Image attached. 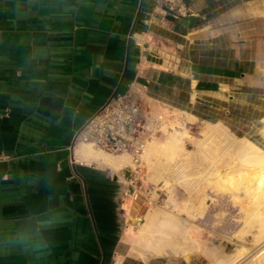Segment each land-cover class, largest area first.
Segmentation results:
<instances>
[{
  "label": "crops",
  "instance_id": "obj_1",
  "mask_svg": "<svg viewBox=\"0 0 264 264\" xmlns=\"http://www.w3.org/2000/svg\"><path fill=\"white\" fill-rule=\"evenodd\" d=\"M175 2L0 0V219L64 216L47 255L0 264H201L131 254L122 170L71 148L118 95L191 129L264 104V0Z\"/></svg>",
  "mask_w": 264,
  "mask_h": 264
},
{
  "label": "bare ground",
  "instance_id": "obj_2",
  "mask_svg": "<svg viewBox=\"0 0 264 264\" xmlns=\"http://www.w3.org/2000/svg\"><path fill=\"white\" fill-rule=\"evenodd\" d=\"M259 107H261L259 111L264 112V104ZM204 127H206L204 134L196 143L198 144V149L185 152L187 154H185L186 159L190 164L194 165V162L191 163V161L198 162V160H201L203 165L200 166V162L198 163L199 166L194 167L196 170L191 172L193 175L192 178L190 177L191 179L180 181L185 187L191 186L192 189H190L194 190L195 188L196 191V194L194 196L191 195V199L187 203L191 204L193 217L184 215L183 218L190 224L195 223L197 219L203 218L210 201L213 200L210 194L201 191V185L205 184L206 187L203 186L204 189L209 190V187L220 194L230 196L233 201L237 200L236 203H239L240 190H244L249 196V201L245 204L247 207L244 210L246 219L243 217L245 219L243 220V229L239 228V231H241L240 239L244 237L243 234L245 233H253L256 241L261 244L264 242V128L262 131L252 130L247 134H240V129H232L227 123L223 122H207ZM173 130L174 132H168L167 140L165 138L166 142H160L155 137L149 140L142 155L143 160L147 162L152 171L151 178L156 182H163V186L167 187L170 193L169 199L166 201L167 204L174 201V186L177 180L176 172L179 168V165L176 164L179 162L176 160L184 150L183 139L181 140L180 138V135L183 136L184 131L180 128H173ZM164 143H170L172 148L169 150L167 162L159 164L155 157L160 153V148H162ZM76 155L78 160H86V162L97 161L102 165L111 166L117 171L122 169L121 167L125 164H128V159L130 158L127 154L109 156L101 152H94L92 148L85 145L77 149ZM129 165L131 164L129 163ZM187 168L188 166L185 164L182 165V170ZM126 209L127 220H129L128 233H132L133 221L137 217L132 202L127 204ZM159 213L156 210H152L140 220V232L135 238L132 237L134 240L132 241L131 254L143 259H147L153 253L158 255L175 254L190 260L193 248L201 249L205 244L197 239V235L196 238L191 235V225L184 224L174 216ZM201 239L203 238L201 237ZM205 248L207 249V247ZM250 250V247L245 243L237 242V250L227 258L218 259L216 263L238 264V262L244 260L245 256L247 257ZM258 254L264 256V245L260 248ZM251 262L252 264L255 263L254 261Z\"/></svg>",
  "mask_w": 264,
  "mask_h": 264
},
{
  "label": "rangeland",
  "instance_id": "obj_3",
  "mask_svg": "<svg viewBox=\"0 0 264 264\" xmlns=\"http://www.w3.org/2000/svg\"><path fill=\"white\" fill-rule=\"evenodd\" d=\"M251 109L247 110L248 112H245L244 110L240 112V114L242 115H239L238 118H242V119H238L239 120L238 123H235V120L232 121V124H236L237 130L238 128H240V134H247L248 132H251L252 130L262 131V129L264 128V120H263L264 112L259 111L258 108L256 109L254 108L255 110L253 108ZM181 118L182 117H178V116H174L172 119L164 117L161 122L162 133L159 134V136H155V138H158L160 142H166L168 132L170 131L174 132L173 128H180L184 131L183 136L180 135V138L181 140L183 139L182 145L185 151L183 150L179 154L176 160L177 162H179V163H176L179 165V168L177 169V172H176L177 180H176V185L174 186V195H173L174 201L171 202L170 204H167L166 201L169 199V196H170L169 195L170 193L167 187L163 186L164 184L163 182H156L151 178L152 171L149 168L147 162H145L146 170L143 173L144 176L141 179V181L144 184V189H146L147 191H150L151 199H154V200L158 199V200L153 204H147V203H144L143 198L140 197V200H138L137 203H135L134 212L137 215L136 220L133 221V230L135 231V236H137L140 232V228H141L139 225L140 220H142L143 217L148 212L152 210L154 211L156 210L157 213L160 212L159 214H166V215L174 216L175 218L181 220L184 224H188L189 226L191 225L190 227L192 229L191 235L192 236L194 235V238H196V235H197V239H199L202 243L205 244L203 247H201V249L197 248L198 249L197 250L193 248L190 260H193L195 262H201V264H217L216 262L218 259H222V257L223 259L227 258L230 256V254H232L233 252L237 250V242H243L246 245H248L251 250L248 253L249 255L247 254V257L245 256L243 258L244 260L238 262V264H250L251 261H254L255 262L254 264H264V258H263L264 256L258 254L260 251V248L264 245L263 244L264 242L261 244L257 242L255 235L253 233H245L243 234L244 237L240 239L241 231H239L240 230L239 228L243 229L242 228L244 226L243 220L246 219V213L244 210H246V207H247L245 204H247V201H249L248 200L249 196L247 195L246 191L240 190L241 194H240V197L238 198L239 203H236L237 200L233 201L230 196L220 194L216 192L215 190L210 189L208 186L207 187L209 190H207L206 188L204 189L203 186L206 187L205 184L201 185V191L203 193L210 194L213 200L210 201V205L207 207L203 218L197 219L195 223L193 222L190 224L187 221H185V219L183 218L184 215L193 217V212H192L193 209L191 207V204H187V203H189L188 200L191 199V195L194 196V194H196V191H195V188L194 190H191L192 189L191 186L185 187L182 183H180V181L187 180L188 178L191 179L193 176L191 172L196 170L194 167L199 166L198 163L200 162H201L200 166L203 165V162L201 160H198V162L191 161V163L194 162V165L190 164V162L186 159L185 152L188 150L198 149V144L196 143L198 139H200L203 136L204 130L206 128L204 126L207 125V122L206 121L199 122L198 127L196 129H191L193 126L192 119L187 118V120L185 121V119L183 118L181 119ZM87 146H89L93 150H97V152L99 153L101 152L109 156L120 155V154L106 153L102 150L92 147L91 145H87ZM171 148L172 147L170 143H164V145H162V148H160L161 149L160 153L158 154V156L155 157L159 164H163L164 162H167L166 159L168 158V155L170 152L169 150ZM123 154H127V153H123ZM127 155L130 157L128 159L129 162L128 164H125L124 166L121 167L122 171H123V168L126 169L129 166V163L131 164L132 162L131 156L129 154ZM184 164L188 166V168L185 170H182V165ZM190 165H193V166H190ZM181 178L182 180H180ZM241 196L243 197L241 198ZM131 201L132 200H130V202ZM232 201L235 202L236 204L233 203ZM243 217H245V219ZM201 237L204 240L201 239ZM205 247H207V249ZM153 255H158V254L153 253L150 256H153ZM160 255H165V254H160ZM210 256L212 257L210 258ZM257 261H260V262H257Z\"/></svg>",
  "mask_w": 264,
  "mask_h": 264
},
{
  "label": "built area",
  "instance_id": "obj_4",
  "mask_svg": "<svg viewBox=\"0 0 264 264\" xmlns=\"http://www.w3.org/2000/svg\"><path fill=\"white\" fill-rule=\"evenodd\" d=\"M165 1L175 9V0ZM162 120L160 115L145 117L137 102L118 95L92 114L75 132L71 148L74 150L78 144H87L109 154H129L132 163L119 177L126 186L125 195L132 201L142 197L144 203L153 204L158 199H151L150 191L144 189L141 181L146 170L142 155L148 141L162 133Z\"/></svg>",
  "mask_w": 264,
  "mask_h": 264
},
{
  "label": "clouds",
  "instance_id": "obj_5",
  "mask_svg": "<svg viewBox=\"0 0 264 264\" xmlns=\"http://www.w3.org/2000/svg\"><path fill=\"white\" fill-rule=\"evenodd\" d=\"M62 212L28 211L13 219H0V258L14 254L43 258L50 250L51 236L63 222Z\"/></svg>",
  "mask_w": 264,
  "mask_h": 264
}]
</instances>
